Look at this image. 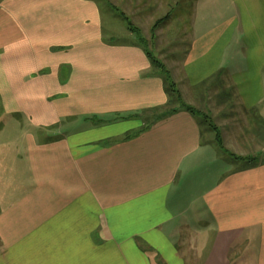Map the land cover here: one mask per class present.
<instances>
[{
    "label": "crops",
    "instance_id": "0c3cea01",
    "mask_svg": "<svg viewBox=\"0 0 264 264\" xmlns=\"http://www.w3.org/2000/svg\"><path fill=\"white\" fill-rule=\"evenodd\" d=\"M253 1L247 39L217 49L205 30L173 61L185 88L241 62L222 95L241 125H221L240 156L247 126L264 130ZM102 24L96 0H0V264H264V160L219 163L186 111L124 139L167 95L144 49Z\"/></svg>",
    "mask_w": 264,
    "mask_h": 264
},
{
    "label": "rangeland",
    "instance_id": "374dc122",
    "mask_svg": "<svg viewBox=\"0 0 264 264\" xmlns=\"http://www.w3.org/2000/svg\"><path fill=\"white\" fill-rule=\"evenodd\" d=\"M102 12V29L103 36L112 41L123 42L134 39L136 36L132 34L126 27L124 20L113 10L112 4L125 12L134 25L141 29L142 36L148 40V48L152 54L163 61L171 70L174 78L176 77V69L174 62L181 63L184 54L192 38L203 31L216 30L215 47H224L232 37L241 40L247 39L249 33L242 35V27L246 30L244 17L245 4L255 2L252 0H232L237 10L231 7L224 0H96ZM264 2V0H260ZM171 10L169 20L160 25L155 31V37H150V27L155 19L161 17ZM244 66V65H243ZM243 68L241 62L229 64L224 69L221 78L207 82L205 85L192 89L185 88L180 85L184 100L193 105L198 112L196 119L200 125L204 139H207L213 144V147L218 153L219 163H228L229 165L237 166L243 164L241 160H234L231 152L237 156L245 154V151L237 150L234 147H228L229 152H224L215 141V131L212 125H215L220 132L221 138L225 137V130L221 125L230 126V131L235 130V126L241 123L234 121V110L226 108L223 103V93L230 88H234L227 81L237 74ZM238 70V71H237ZM178 74V73H177ZM223 78V79H222ZM226 87L221 90V86ZM222 97V98H221ZM222 99V100H221ZM229 101H233L230 98ZM234 103V101H233ZM235 105V103H234ZM234 108V106H233ZM220 110V111H219ZM235 113V112H234ZM240 118V114H237ZM260 116V115H259ZM253 124V123H252ZM211 125V126H210ZM251 125V123H250ZM0 120V129L1 127ZM252 130L247 126L245 139L247 141V155L255 156L256 160H264V130ZM233 132V131H232ZM230 133V132H229ZM223 136V137H222ZM222 139V141H223ZM9 149V148H8ZM11 149V148H10ZM13 151L9 150L6 154L7 158L12 160L16 158V147H12ZM246 156V155H243ZM6 157H2L1 162L5 163ZM10 160V159H9ZM225 161V162H224ZM12 163V161H9Z\"/></svg>",
    "mask_w": 264,
    "mask_h": 264
},
{
    "label": "trees",
    "instance_id": "16d2710c",
    "mask_svg": "<svg viewBox=\"0 0 264 264\" xmlns=\"http://www.w3.org/2000/svg\"><path fill=\"white\" fill-rule=\"evenodd\" d=\"M112 7L113 10L124 20L127 29L136 36L137 39L136 42L144 49V52L146 53V56L149 58L154 71L162 78L164 91L167 95V102L163 106L155 107L149 110V112H146V114L144 113L142 116V119L144 121L143 125L136 132L126 134L124 139H128L133 135L141 133L142 131L151 127L154 123L163 120L164 118L171 116L179 111H186L191 115H193L194 117H196L197 113L200 112H198V109H196L193 105L188 104L184 100L182 91L179 87L181 83L179 85V83L175 80L174 76L172 75L171 70L166 66V64L152 54V52L147 46L148 40L144 36H142L141 29L133 24V22L130 20L127 14H125V12H123L113 4ZM170 16H171V10H169L166 14L154 20L149 31L151 38L155 37V31L160 27V25L165 24L169 20ZM217 75H221V71H218L214 76L217 77ZM209 79H211L210 81H212L213 77ZM209 79H206L198 86L191 88L194 89L203 86L207 82H210ZM225 89L226 87H224V85L221 86V90H225ZM233 89L234 88H230L229 91H233ZM212 129L216 133L215 135L216 143H218V145L221 147V149L224 152H229V150L224 147L218 128L215 125H212ZM231 154L232 156H234L235 160H241L246 163H254V161H256L255 156H251V155L237 156L232 152Z\"/></svg>",
    "mask_w": 264,
    "mask_h": 264
}]
</instances>
